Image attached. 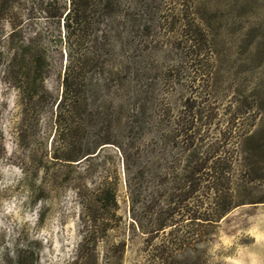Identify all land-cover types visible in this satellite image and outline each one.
<instances>
[{"label": "rangeland", "instance_id": "1", "mask_svg": "<svg viewBox=\"0 0 264 264\" xmlns=\"http://www.w3.org/2000/svg\"><path fill=\"white\" fill-rule=\"evenodd\" d=\"M37 4L16 0L9 4L10 18L0 19V264H264V0H157L158 100L171 106L175 117L188 99L202 101L213 118L212 142L239 106L244 109L239 122L253 123L248 133L235 130L226 148L253 155L250 203L233 209L213 234L197 237L192 246L185 244L187 232L201 228L190 223L152 241L131 229L122 158L114 146L78 162L52 159L55 105L62 94V28L36 10ZM14 25L19 30L10 37ZM194 31L200 46L191 55L183 46ZM46 53L53 64L49 74L41 62ZM35 55L32 86L39 89L44 77L53 98L52 103L38 99L36 120L28 122L22 138L24 98L18 85L25 74L18 65L31 66ZM21 56L24 61L10 69ZM83 123L77 122L83 126L79 134L88 145L107 126ZM239 172L233 170L231 180L237 181ZM113 184L117 209L107 195ZM86 229L94 240L87 245Z\"/></svg>", "mask_w": 264, "mask_h": 264}, {"label": "trees", "instance_id": "2", "mask_svg": "<svg viewBox=\"0 0 264 264\" xmlns=\"http://www.w3.org/2000/svg\"><path fill=\"white\" fill-rule=\"evenodd\" d=\"M14 1L0 0L1 20L10 18L9 4ZM37 5L36 10L52 21L57 19L62 28V94L55 105L53 160L78 162L98 156L105 145L114 146L122 158L130 227L149 235V241L161 233L173 235L186 222L201 228L187 232L185 244L192 246L197 237L213 234L233 209L250 203L253 155L226 149L235 130L239 135L248 133L253 125H244L245 119L239 122L244 109L235 110L221 138L212 142L209 126L213 118L201 107L202 101L188 99L175 117L171 106L158 100L154 36L162 12L157 0H38ZM18 30L14 25L10 37ZM187 35L183 48L198 54L196 32ZM204 40L212 43L206 36ZM31 58L35 59L29 67L15 64L24 61L23 56L14 57L8 65L10 69L20 66L25 74L18 85L24 98L22 138L28 122L36 120L38 99L52 103L53 98L44 87V77H40V88H33L29 73L39 57ZM41 62L44 74H49L53 67L49 53L41 56ZM94 121L107 126L88 145L80 137L83 126L77 122ZM237 169L239 177L233 181L232 171ZM107 195L117 209L114 184ZM90 236L86 229L82 237L86 245L94 241Z\"/></svg>", "mask_w": 264, "mask_h": 264}]
</instances>
